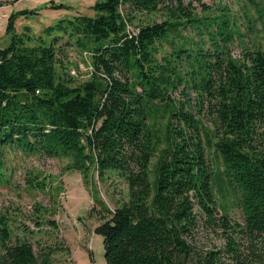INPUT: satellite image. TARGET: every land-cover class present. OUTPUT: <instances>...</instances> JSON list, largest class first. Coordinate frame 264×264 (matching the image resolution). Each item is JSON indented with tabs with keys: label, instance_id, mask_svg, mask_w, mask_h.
Instances as JSON below:
<instances>
[{
	"label": "trees",
	"instance_id": "trees-1",
	"mask_svg": "<svg viewBox=\"0 0 264 264\" xmlns=\"http://www.w3.org/2000/svg\"><path fill=\"white\" fill-rule=\"evenodd\" d=\"M193 2L203 5L95 0L92 14L60 18L39 35L30 26L15 31L16 17L34 11L7 16L10 40L0 48V172L7 145L69 155L68 168L83 176L90 164L99 174L114 171L128 199L113 209L98 200L100 209L92 207L106 264H264V48L243 45L238 57L230 54L229 44L242 34L228 19L205 26L208 43L187 46L188 24L203 32ZM51 7L70 8L62 2ZM152 13L161 18L135 23L138 14ZM170 34L179 41L157 58ZM68 46L89 54L88 80L75 83L67 73ZM177 91L183 99H176ZM193 105L200 114L209 109L211 134L204 112L194 115ZM164 114L162 129L154 128ZM223 182L237 196L243 223L218 203ZM33 221L38 231L44 223L57 228L50 218ZM202 225L213 238L200 233ZM17 229L27 235L13 237L0 212V264H53L54 244L38 245L36 252L28 239L34 231Z\"/></svg>",
	"mask_w": 264,
	"mask_h": 264
},
{
	"label": "rangeland",
	"instance_id": "rangeland-1",
	"mask_svg": "<svg viewBox=\"0 0 264 264\" xmlns=\"http://www.w3.org/2000/svg\"><path fill=\"white\" fill-rule=\"evenodd\" d=\"M95 0H0V48L5 47L10 40L6 33L7 16L11 12L21 9L34 11L28 15H19L15 20V31L23 32L25 26H30L33 35L43 34L47 25L55 23L60 18L71 17L74 14H92L90 6ZM188 0H184L186 3ZM65 3L68 9L51 7V3ZM193 2L195 16L200 19L202 35L191 24L183 31L187 46H202L208 43L207 28H215L223 19L229 22L235 20L239 24L242 36L235 35L234 41L229 44L228 51L238 57L243 45H256L264 48V0H201ZM160 13L138 14L135 23L159 20ZM250 19L252 28H247ZM6 20V21H5ZM202 36V38H200ZM179 40L170 34L167 39L160 41L157 58L169 54ZM62 40L59 41L61 43ZM206 46V45H205ZM65 59L67 73L75 83L89 79L92 66L87 52H81L74 46H68ZM179 64L184 63L178 59ZM176 99L181 98L178 91ZM192 97V96H191ZM208 108H205L203 123L209 134L213 125L209 121ZM197 106L193 105L192 113L202 116ZM158 114H163L160 112ZM167 114L158 115L154 120V128L162 129ZM264 144V142H263ZM4 165L0 172V212L8 217L12 227L13 237L25 236L18 225L28 227L34 233L28 239L38 252L39 246L54 244L57 251L52 254L53 264H106L103 257L102 236L94 233V228L99 218L94 209H100L101 201L107 208L113 209L117 204L128 199V188L124 181L114 172L106 171L99 174L93 164L83 176L79 171L68 168L72 159L69 155L61 154L57 157L45 156L39 153H26L14 146H5ZM215 166L220 167L221 162L214 148L208 149ZM157 153V152H156ZM156 162L153 156L151 165ZM221 169V168H220ZM151 176L153 174L151 173ZM222 192H216L221 209L226 211L232 219L243 223L241 205L232 189L224 182ZM35 205L42 207L41 213H36ZM224 207V209H223ZM221 213V212H220ZM53 219L57 228L51 229L47 224L41 225L37 230L33 219ZM200 233L213 234L205 226L200 227ZM204 242V238H202ZM216 245L221 244V239L214 238ZM39 245V246H38ZM91 252V259L88 252Z\"/></svg>",
	"mask_w": 264,
	"mask_h": 264
},
{
	"label": "crops",
	"instance_id": "crops-1",
	"mask_svg": "<svg viewBox=\"0 0 264 264\" xmlns=\"http://www.w3.org/2000/svg\"><path fill=\"white\" fill-rule=\"evenodd\" d=\"M4 12H6L5 10H3V9H0V13H4ZM6 21V20H5ZM3 33V31H1L0 32V34H2Z\"/></svg>",
	"mask_w": 264,
	"mask_h": 264
}]
</instances>
